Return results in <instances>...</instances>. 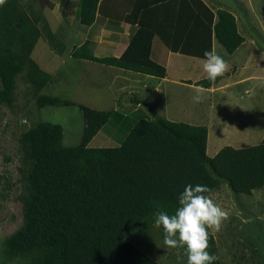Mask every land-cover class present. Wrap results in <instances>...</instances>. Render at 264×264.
Here are the masks:
<instances>
[{"label": "trees", "instance_id": "obj_1", "mask_svg": "<svg viewBox=\"0 0 264 264\" xmlns=\"http://www.w3.org/2000/svg\"><path fill=\"white\" fill-rule=\"evenodd\" d=\"M174 1L155 8L148 2L118 58L82 53V46L73 48L72 56L163 76L164 67L149 55L154 34L171 51L203 58L204 53L188 46L190 41L198 44L202 34L209 51L212 32L229 53L243 41L231 12L218 9L214 21L201 0H178L177 9L170 3ZM21 2L0 0V105L12 103L20 74L34 85L35 95L50 78L31 57L41 35L38 17ZM97 2L78 1L83 25L93 22ZM60 8L66 16L67 0H60ZM151 17H157L155 26ZM36 103L74 105L47 95H39ZM77 106L83 118L77 145H62L57 123L38 122L21 134L22 223L4 240L8 259L28 257L30 264H157L126 233L134 227L148 229L158 210L174 212L187 184L207 185L213 192L226 182L233 193L246 195L264 186V138L245 148L224 146L210 157L205 126L154 117L135 121L117 146L91 147V138L119 112ZM208 250L215 254L212 234ZM213 264L220 263L216 259Z\"/></svg>", "mask_w": 264, "mask_h": 264}, {"label": "crops", "instance_id": "obj_2", "mask_svg": "<svg viewBox=\"0 0 264 264\" xmlns=\"http://www.w3.org/2000/svg\"><path fill=\"white\" fill-rule=\"evenodd\" d=\"M49 1L50 6L43 9V20L49 34L61 42L65 52L70 53L73 48L85 45L87 47L85 53L95 57L118 58L138 29L140 13L147 9L148 2H150L149 6L155 8L171 0H98L94 19L90 25H83L80 22L77 13L79 0H67L66 16L61 13L60 0ZM201 1L214 14V21L218 9L231 12L235 17L238 33L243 38L239 46L229 53L212 32L210 51L222 56L228 65L222 76L211 81L209 85H199V82L207 79V74L203 70L204 58L171 51L159 36L154 34L149 55L150 59L164 67L163 76L141 73L84 58H72L70 65L72 69L76 66H85V62L97 65L95 68L100 73L95 78L97 81L100 79V84L106 87L99 91L107 95L108 103L101 101L99 106L88 105V107L118 111V115L115 114L113 118L116 123L127 116L135 121L140 118L161 117L170 121L203 125L207 128L206 154L208 143L214 144L212 149L216 152L224 146L245 148L261 143L264 138V22L263 20L258 22L257 18L252 17L250 14L254 12L252 9L250 12L246 9L256 0H229L232 4H227V0ZM170 3L177 9L178 0ZM228 6L239 7V12L227 9ZM157 17H151L153 26L157 23ZM199 37L198 44L193 45L190 41L188 46L192 47L191 50L204 53L207 50L206 36L202 34ZM40 41L53 51L42 32L35 45ZM42 70L46 69L42 68ZM58 78L66 79L62 76ZM116 79L119 91L113 96L114 92L110 84L113 85ZM130 84L134 86V90L150 91L148 94L154 96L152 103L150 104L137 92H127ZM197 89L202 97L199 102L193 100L197 95ZM132 103L136 104L133 108L134 114L129 112ZM259 103L262 107L258 108ZM143 104L149 106L153 117L146 114L147 110L144 112L141 109L144 107ZM258 109H262L263 112H258ZM107 123L103 124L91 138L88 142L89 146H117L104 143L123 139V134L117 131L113 124ZM108 125L110 130H107ZM211 135L217 137L211 141ZM216 143H219V149L216 148Z\"/></svg>", "mask_w": 264, "mask_h": 264}, {"label": "rangeland", "instance_id": "obj_3", "mask_svg": "<svg viewBox=\"0 0 264 264\" xmlns=\"http://www.w3.org/2000/svg\"><path fill=\"white\" fill-rule=\"evenodd\" d=\"M21 1L27 7H31V11L34 13L32 15L38 17L37 26L40 32L44 33L55 53L43 41L38 42L31 55L34 57L33 60L37 61V65L39 63L40 66H38L41 69H46L45 71L50 74L49 80L35 95L34 85L24 77L23 73L20 74L16 78L12 103L0 105V264H30L28 257L8 259L4 255V240L22 223L21 197L24 191V183L19 168L22 167L20 137L23 131L42 121L57 123L63 130L62 145L74 146L80 141L83 127L82 113L77 104L94 107L99 106L101 101L108 103L107 95L99 91V89H106V87L102 86L104 84H100V79L97 81L95 78L100 73L95 68L97 65H90L91 63L85 62V66L70 68L72 58H76L72 56V50L70 53L65 52L61 42L49 34L43 20V9L50 6V1ZM228 3L231 2L227 0ZM227 9L239 12L238 9L240 8L228 6ZM246 9H249V12L252 9L257 15L256 17L254 12H250L252 17L257 18L258 22L261 20L264 22V0H256L251 7H246ZM203 17L205 20L209 18L207 11H204ZM68 43L66 44L69 46ZM85 47L82 45V52L86 51ZM58 76L66 77V79H59ZM117 81L116 79L113 85L110 84L114 92L113 96L119 91ZM133 88L134 86L130 84L126 91L137 92L146 101L152 103L154 96L148 94L150 91L143 90L140 92ZM108 91L110 92V90ZM39 95L57 97L77 103L67 106H39L36 103V98ZM143 105L144 107L141 109L144 112L147 110L146 114L153 117L149 106ZM257 106L258 108L262 107L260 103ZM134 107H136L135 103L129 106L131 114L135 113ZM261 111L262 109H258V112ZM114 117L108 120L107 124H113L123 136L135 123V119L127 116L122 117L123 120L116 123ZM107 130H110L109 125ZM216 137L211 135V141ZM121 142L122 139L104 144L119 145ZM101 144L103 143L101 142ZM213 145L208 143L207 154L209 156L216 152L212 149ZM219 147V143H216V148L219 149ZM209 195L215 203L228 213L222 221L220 230L211 233L215 243V255L219 263L264 264V186L255 189L252 194H235L226 182H222ZM126 238L157 264H187L186 252L180 250L179 247L169 248L166 246L163 242V228L156 226L155 222L148 229L137 227L130 229L126 233Z\"/></svg>", "mask_w": 264, "mask_h": 264}, {"label": "clouds", "instance_id": "obj_4", "mask_svg": "<svg viewBox=\"0 0 264 264\" xmlns=\"http://www.w3.org/2000/svg\"><path fill=\"white\" fill-rule=\"evenodd\" d=\"M227 62L215 51H204L203 70L214 81L227 70ZM193 97L199 102V89ZM212 189L203 184H187L177 196L178 206L171 214L158 210L155 225L163 228V242L169 248H184L187 264H213L217 257L209 249V237L219 231L228 213L209 195Z\"/></svg>", "mask_w": 264, "mask_h": 264}]
</instances>
